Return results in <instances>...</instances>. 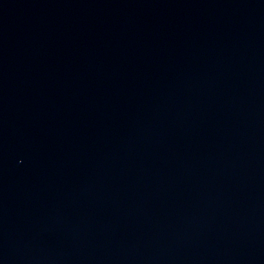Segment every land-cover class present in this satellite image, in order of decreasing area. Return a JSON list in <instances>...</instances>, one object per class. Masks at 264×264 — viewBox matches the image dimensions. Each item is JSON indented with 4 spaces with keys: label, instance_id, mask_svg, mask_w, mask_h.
Returning <instances> with one entry per match:
<instances>
[{
    "label": "water",
    "instance_id": "obj_1",
    "mask_svg": "<svg viewBox=\"0 0 264 264\" xmlns=\"http://www.w3.org/2000/svg\"><path fill=\"white\" fill-rule=\"evenodd\" d=\"M0 264H264V0H0Z\"/></svg>",
    "mask_w": 264,
    "mask_h": 264
}]
</instances>
